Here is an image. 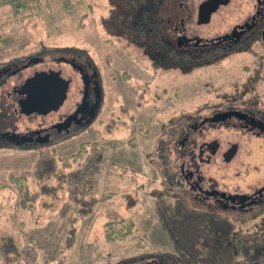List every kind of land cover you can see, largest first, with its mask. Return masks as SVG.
Wrapping results in <instances>:
<instances>
[{
    "label": "flooded vegetation",
    "instance_id": "flooded-vegetation-1",
    "mask_svg": "<svg viewBox=\"0 0 264 264\" xmlns=\"http://www.w3.org/2000/svg\"><path fill=\"white\" fill-rule=\"evenodd\" d=\"M206 1L109 0L108 14L100 18L116 43L105 53L109 76L87 48L71 45L41 46L0 62V147L55 148L92 124H128L129 129L137 124L145 137L149 96L160 97L152 82L162 72L176 81L197 73L207 80L210 70L255 64L231 88L210 85L213 96L184 111L188 114L167 125L157 121L163 124L161 157L172 160V172L165 162L159 186L150 193L230 217L263 211L264 96L257 86L264 82V0ZM43 72H58L60 78L50 73L47 92L56 94L64 85V98L57 104L47 97L49 105H57L46 111H23L20 101L29 91L22 85ZM143 113L146 117H140ZM11 135L26 139L18 143ZM116 264L179 262L164 253L140 252Z\"/></svg>",
    "mask_w": 264,
    "mask_h": 264
},
{
    "label": "rangeland",
    "instance_id": "rangeland-1",
    "mask_svg": "<svg viewBox=\"0 0 264 264\" xmlns=\"http://www.w3.org/2000/svg\"><path fill=\"white\" fill-rule=\"evenodd\" d=\"M71 1L70 8H66L62 0H42L20 12L1 5L0 62L35 52L41 46L71 45L87 48L109 76L105 53L116 43L101 28V19L110 9L109 0ZM247 57L250 56L245 55ZM253 67L256 65L230 64L224 70H210L207 80L195 72L197 74L176 81L169 72H162L161 78L152 82L160 97L155 100L149 96L151 104L145 110L151 121L145 137L136 131L137 124H131L130 129L128 124H117L116 128L112 124H92L55 148L0 147L2 247L14 256L18 247L33 246L36 259L30 264H116L140 252L164 253L179 264H231L238 234L264 238V210L251 212L246 217L236 214L230 217L185 207L172 198L150 193L159 186L160 174L165 172L164 163L167 162V172L172 168V160L161 157L159 139L164 137L163 124L157 121L167 125L180 115L188 114L184 111L195 109L197 104L213 96L209 92L210 85L211 89L231 88L232 83L242 82ZM260 73L264 75V69L262 72L260 69ZM109 80L110 77L106 79ZM257 87L264 96V82ZM144 116V113L140 115ZM102 117L106 118V114ZM94 141L102 151L99 157L102 171L94 185L102 198L91 214L77 221L76 236L68 246L65 231L70 225L68 218L74 212V204L64 186L53 179L50 194H40L24 206L11 175L24 176L30 192L36 191L38 186L33 173L42 152L60 158L73 154L81 144H85V151H92ZM69 162L71 167H76V161L69 159ZM128 193L137 198L134 206H127L125 194Z\"/></svg>",
    "mask_w": 264,
    "mask_h": 264
},
{
    "label": "trees",
    "instance_id": "trees-1",
    "mask_svg": "<svg viewBox=\"0 0 264 264\" xmlns=\"http://www.w3.org/2000/svg\"><path fill=\"white\" fill-rule=\"evenodd\" d=\"M41 1L0 0V6L9 5L13 11L20 12L30 9L34 3L40 4ZM71 3V0H62L63 7L70 8ZM93 143L95 146H93L92 151H85V144H81L76 152L69 156H60V158L48 156L46 152H42L35 163L33 173L35 183L38 186L36 191L30 192L24 176L11 175V179L18 185L21 204L24 206L31 204L40 194H50L54 187L52 184L53 179H57L61 187L64 186L68 198L74 204V212L68 218L70 225L65 231V234L68 233L66 238V245L68 246L72 244V240L76 236L77 221L91 214L95 205L102 198L95 189V183L102 171L99 163L102 151L101 147H96V141ZM77 158L79 161L75 160ZM69 159L77 162L76 167H71ZM22 180L24 181L22 182ZM125 199L128 207L134 206L137 202V198L130 193L125 194ZM234 244L235 249L232 253L231 264H264L263 237L254 235L249 237L248 233H240L236 236ZM4 247L0 244V264H8L10 262L30 264L36 259V251L33 246H20V248L17 246L18 249L14 252V256H10V250Z\"/></svg>",
    "mask_w": 264,
    "mask_h": 264
},
{
    "label": "water",
    "instance_id": "water-1",
    "mask_svg": "<svg viewBox=\"0 0 264 264\" xmlns=\"http://www.w3.org/2000/svg\"><path fill=\"white\" fill-rule=\"evenodd\" d=\"M209 2H211V0H209ZM213 9H215V6L210 8L209 12L212 11ZM50 73L60 78L58 72H50ZM50 73H46V72L38 73L28 78L25 81V83L22 85V88H25L29 91L27 97L20 101L21 109L23 111H26V112L33 111V110L46 111L50 109L51 107H56L57 104L61 103L65 95V86L62 85L59 92L56 94L48 93L47 90L50 88V86H48L47 88V84H50V82L52 81V78H50V75H51ZM47 97H54L55 102L57 104L55 103L53 106L52 104L49 105V103L46 102ZM10 137L13 140L16 139L18 143H21L25 141L26 139L22 136H20V139H17V136L15 137L13 135H11Z\"/></svg>",
    "mask_w": 264,
    "mask_h": 264
}]
</instances>
